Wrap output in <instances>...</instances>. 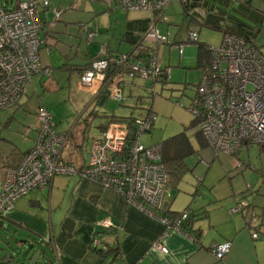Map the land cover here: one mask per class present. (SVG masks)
Returning a JSON list of instances; mask_svg holds the SVG:
<instances>
[{"label":"built area","instance_id":"built-area-1","mask_svg":"<svg viewBox=\"0 0 264 264\" xmlns=\"http://www.w3.org/2000/svg\"><path fill=\"white\" fill-rule=\"evenodd\" d=\"M170 2L117 0V5L126 11L148 12L151 18L148 28L131 52L95 57L79 76V86L93 95L106 89V95L124 101L126 97L121 90L128 85L127 78L138 76L151 80L150 91L155 83L168 79V68L156 62V47L169 43L177 48L180 56L184 53L182 42H168V36L156 28ZM48 8L49 0H17L11 8L0 0V111L19 102L34 74H48L38 54L44 25L41 10ZM52 14L54 19L59 17L56 9ZM85 30L88 38L93 39V32ZM197 39L198 31L188 30L184 42L194 43ZM188 109L199 119L197 126L216 154H235L243 142L264 143V54L240 37L223 35L220 45L209 49L208 64L202 69ZM36 116L38 130L34 145L17 166L6 168L0 184V219L13 209L17 199L35 188L49 185L55 176L79 175L113 190L128 204L158 218L164 226L163 234L170 229L182 230L181 222L187 218V211L171 219L157 215L164 208L168 182L160 157L161 145L145 146L140 141L142 132L151 130L156 115L136 117L131 124L108 121L99 133L88 138V160L82 165L63 159L67 135L55 130L50 112L39 107ZM246 205L244 199H238L230 212L242 213ZM255 215L249 213V227H254L252 239L259 238ZM103 225L112 227L108 222ZM91 246L105 248L98 238H93ZM153 246L162 253L168 252L159 238ZM229 248L230 242L226 241L211 251L220 261Z\"/></svg>","mask_w":264,"mask_h":264},{"label":"rangeland","instance_id":"rangeland-1","mask_svg":"<svg viewBox=\"0 0 264 264\" xmlns=\"http://www.w3.org/2000/svg\"><path fill=\"white\" fill-rule=\"evenodd\" d=\"M5 1L1 0L11 8L17 0H7V4ZM251 6L258 15L235 13L234 8L237 7L234 3L228 10L253 29L255 36L252 42L264 53V21H259V14L264 15V0H251ZM53 9L59 11V17L52 21ZM139 14L147 15L146 11L121 9L116 0H49V8L41 10L42 20H45L42 33H47L49 50L44 47L38 52L40 63L42 67H46L48 74H34L26 83L17 105L0 111L2 154L13 145L24 150L31 144V138L26 132H31L34 127L38 128L36 115L39 107H44L51 113L58 131H70L62 150L63 158L64 151L68 154L76 151L74 145L78 143V138L81 139L80 146H83L81 152L86 155L85 136L101 121L105 125L108 116H135L146 113L149 107L155 112L156 120L150 132H142L140 141L143 145L151 146L186 131L198 149L193 136L195 128L191 126L194 115L188 109L202 74V67L196 65L195 43H180L184 45L181 56L177 48L171 47L169 43L156 47V62L163 67L168 66V81L165 84L155 83L151 94V80L138 76L127 78L125 81L128 85H124L121 90L126 97L124 101L109 95H106L101 104L100 101L92 100L90 92L79 86L78 71L68 72L59 68L65 56L70 58V62L80 64L88 60L85 56H93L106 48L124 53L129 48V44L122 40L125 22L127 18ZM163 14L161 21L156 23V28L161 34L168 36V42L184 41L188 30H196L200 42L214 47L220 45L222 32L196 21L189 22L190 18L185 15L180 0H171ZM85 28L93 32V39L88 38ZM92 110L97 112L95 117L90 115ZM85 127L87 128L82 134ZM185 163L186 170L173 185L168 184L164 197V200L171 202V208L179 212L187 206L194 210L207 207L211 205L209 201L214 200L213 203L230 198L233 202L240 192L246 193L247 189L256 188V181L262 180L259 171H264V150H260L259 144L248 143L246 149L236 150L235 154H216L206 146L188 157ZM261 191H264V185ZM257 212L255 216L260 226L264 209L260 208ZM249 229L250 232L254 230L253 225ZM16 238L21 237L7 231L0 233V257L3 253L13 254L8 264H29L30 258L24 256L27 245L17 243ZM38 245V248L42 247L46 252L48 259L53 261L50 248ZM44 261L45 258L41 256L37 264Z\"/></svg>","mask_w":264,"mask_h":264},{"label":"crops","instance_id":"crops-1","mask_svg":"<svg viewBox=\"0 0 264 264\" xmlns=\"http://www.w3.org/2000/svg\"><path fill=\"white\" fill-rule=\"evenodd\" d=\"M146 14L127 18L122 40L129 44V48L123 51L124 53L132 51L148 27L150 14ZM43 21L45 25V20ZM44 25L40 31L39 49L45 47L48 51L47 33H42ZM116 53L122 52L106 48L93 56H85L88 60L80 64L70 62V58L65 56L59 68L68 72L78 71L79 78L80 69L95 57L102 54L110 57ZM65 63L68 65L63 66ZM90 94L93 100L96 95L92 92ZM54 124L55 130L67 134L68 139L70 131L60 132L57 130V124ZM103 126L101 121L90 135L85 136L86 147L88 138L99 133ZM37 130L38 128L34 127L31 132H26L31 138V144L26 149L22 150L13 145L3 154L0 152V184L6 168L17 166L23 155L34 145ZM31 133L33 134L30 135ZM79 139L74 145L76 151L72 154L64 151L63 159L82 165L88 160V148L86 155H83V146H80ZM247 145L248 142H243L237 151L246 149ZM260 150H264V145H260ZM259 176L262 180L256 181L257 187L246 193L240 192L233 202L230 198L213 203L214 200L209 201L211 205L207 207H199L188 231L170 229L163 234L164 226L158 218L128 204L113 190L79 175H57L49 185L35 188L16 200L13 209L0 219V233L7 231L21 237L16 238V242L27 245L25 252L28 251L24 255L26 258L39 255L38 244L49 247L53 256V261H49L55 264H264V217L261 215L259 238L252 239L251 232L246 227L248 215L230 212V208L238 199L251 202L257 214L260 208L264 209V191H261L264 185V171H259ZM165 207L172 212H178L171 208V202L166 199ZM103 222H108L112 226L111 229L105 228ZM93 238L105 241L111 251L103 254L95 252L90 247ZM158 238L167 247V253H162L153 246ZM226 241L230 242V248L225 258L219 261L211 249ZM41 256L48 259L46 252H41ZM0 258V264H8L12 257L3 253Z\"/></svg>","mask_w":264,"mask_h":264},{"label":"trees","instance_id":"trees-1","mask_svg":"<svg viewBox=\"0 0 264 264\" xmlns=\"http://www.w3.org/2000/svg\"><path fill=\"white\" fill-rule=\"evenodd\" d=\"M180 3L182 5V9H183L185 15L188 18H190V20H188L189 22L196 21L200 25H204V26H206L210 29H213V30L221 31L222 35H225V34L234 35V36L242 38L243 40H245L248 43L254 44L252 42V39L255 36L253 29L250 28L246 22L241 21L234 14H231L228 10V7L232 3H234V5H236V7H237L236 9L234 8L235 13L242 14V12H245V13H249V15H258V12L255 9H253L251 6V0H180ZM150 21H151V18L149 19V23H150ZM259 21H264V15L259 14ZM145 30H144V32H145ZM184 41H181V42H184ZM194 43H195V45H197V47H196V49H197L196 65H197V67H202V69H203V67L206 66V64H208L209 49L212 46L209 44L200 42L198 39ZM110 57H112V56H110ZM66 65H68V63L63 64V66H66ZM89 65H90V63L87 66H85L84 68L80 69V75L83 73V71ZM167 81H168V79H164L161 81V84H165ZM149 92L151 94L153 93V91H149ZM106 94H107L106 89H101L98 92V94L94 97L93 100H96L99 102L101 100L102 96H104ZM146 110H147L146 113L135 115V116H132V115H128V116L110 115V116H108V121H127L129 124H131L133 119L136 117L149 115V114L155 115V112L152 110L151 107L147 108ZM90 115H92V117H95L97 115V112L92 110V114H90ZM154 122H153V124H154ZM198 122H199V119L197 117H194L193 122L191 123V126L195 128V130L193 132V136L196 140V143L198 144V149L196 148V146L193 145V143L191 142L190 137L186 131L179 132V133L167 138L166 140H164L160 143H156V144L161 145L160 157H161V162L165 166V169L167 172V177H168L167 186H168V184L173 185L178 180L180 174L186 170L185 161L188 157L195 154L197 151H199V149L208 146L206 140L202 136V134H201V132L197 126ZM259 145H264V143H262V144L260 143ZM249 190H251V189L249 188L246 191H249ZM183 211H187L188 216H187V218H185L181 222V229L183 231L184 230L188 231L189 229H191L190 226H191L192 221H194V218L196 215L195 212L197 210L190 209L187 206L181 212H183ZM181 212H179V211L178 212H172L168 208L164 207V208H161L157 212L158 213L157 215L160 217L171 219V218L177 217L178 214ZM251 212H254V210L249 204H247L245 211L242 212L243 215H245V216H246V214L248 215V219L246 220V227L247 228L249 227V224H250L249 213H251ZM258 225H259V220L257 223V229L259 231ZM41 242H44V241L41 240ZM102 244L105 246V248H103V247L95 248L91 245H90V247L95 252H97L99 254H103V253H107L108 251H111V247H109L108 244L105 243V241H102ZM39 250L42 253L44 252L42 247L39 248ZM39 250H37V251H39ZM27 251L28 250H26L25 253H27ZM25 253H24V255H25ZM44 254H45V252H44ZM10 256L13 257L14 255L11 254ZM42 264H55V263L50 262L49 259H45V261Z\"/></svg>","mask_w":264,"mask_h":264},{"label":"water","instance_id":"water-1","mask_svg":"<svg viewBox=\"0 0 264 264\" xmlns=\"http://www.w3.org/2000/svg\"><path fill=\"white\" fill-rule=\"evenodd\" d=\"M105 98H106V95H104V96H102V98H101V100H100V104L105 100ZM245 200V199H244ZM246 201V200H245ZM249 202V201H248ZM247 204H249L252 208H254V205L251 203V202H249V203H247ZM164 207H165V204H164ZM39 255H33L31 258H30V261H29V264H37V261H38V259H39V257H40V250H39Z\"/></svg>","mask_w":264,"mask_h":264}]
</instances>
